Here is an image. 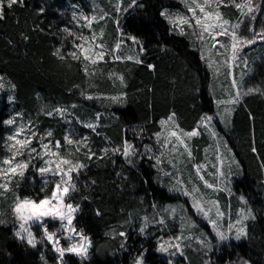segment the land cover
<instances>
[{
    "label": "snow or ice",
    "instance_id": "snow-or-ice-1",
    "mask_svg": "<svg viewBox=\"0 0 264 264\" xmlns=\"http://www.w3.org/2000/svg\"><path fill=\"white\" fill-rule=\"evenodd\" d=\"M179 3L182 10L162 6L158 13L168 25L169 33L181 37L195 36V44L190 46L199 61L212 74V81H218L221 75L225 77L218 86L212 81L209 82L208 90L214 98L215 111L202 113L191 128H184L178 113L172 110L155 121L157 130L149 135L152 142H143L149 125L145 121L125 127V135L119 143H114L105 135V146L94 151L90 137L79 136L74 129H70L62 139H55L53 129L47 128L41 132L39 123L31 119L25 122L22 112H16L0 122L4 127L12 128L3 138L5 154L0 157V201L8 202V211H0V228L10 229V238L25 249L38 251L40 264H49L48 251L55 257L54 264H68L66 256L70 255L81 260L90 259L93 241L83 227H78V217L82 212L83 202H91L92 199L86 194L87 189L95 186L97 180L81 183L79 178L89 167L85 160L91 162L95 159L102 162L117 155L125 161L128 168L138 167L137 160L147 159L153 162L155 182L166 187L175 196L188 198L195 215L207 222L209 230L202 229L196 219L186 213L184 205L179 203L162 205L152 202L149 205L151 215L147 209L144 210V214L138 217L137 234L145 240L155 235V251L168 257L167 264H176L177 256L186 261V264H192L189 251L200 257V264H252L251 260L238 251L235 256L223 255L225 248L229 252L233 250V241L238 245L254 238L252 226L258 219V213L249 205L247 197L239 194L236 198L241 207L233 219L230 200L236 194L231 185L233 177L243 175V169L217 130L215 122L230 128L235 112L241 106L246 107L247 98H264V82L248 84L256 74V67L255 60L251 62L252 66L249 65L244 53L246 48H252L258 42L264 44V23L259 28L256 27L257 16L264 10V0H179ZM109 5L111 13L93 0L91 14H88L79 4L71 3L68 23L58 26L57 21H52L45 27L40 22L32 28V31L50 35L58 41V44L53 45L50 55L61 64L67 65L69 70L76 64L89 88L98 87L93 78L98 74L105 75L106 70L102 65L109 62L145 64L143 55L147 50L136 36L126 38L137 45L136 53L124 54L122 51L125 33L120 25L121 13L143 9L145 4L140 0H115L113 4L109 0ZM25 6V0H0V21L7 19L9 13L14 14L17 8L24 9ZM227 8L235 9L238 14L235 22L226 17L223 10ZM46 11V6L42 5L36 14L43 17ZM66 14L67 11L59 12L61 18ZM109 19L119 34V39L112 45L105 42V28L101 27L97 32L94 27ZM22 39L28 41L31 37L22 34ZM161 51L168 52L170 49L165 45L161 47ZM260 59L264 62V57ZM240 64H243V68L237 78L236 70ZM146 67L152 71L156 68L151 63ZM106 74L114 86L119 81L120 91L94 96L86 94L79 84L73 87L81 89V95L88 100L99 99L108 101L109 104L126 103L128 84L125 75L112 71H107ZM4 82L5 76L0 74V89L5 87ZM217 87L220 90L219 96ZM10 88L14 92L17 86L11 83ZM192 89L199 92L196 85ZM8 101L10 104L14 103L15 96L9 95ZM71 108L74 110L77 105L73 104ZM41 114L49 119L59 117L71 122L67 120L69 114L65 107H42L38 116ZM248 115L251 120H255L250 111ZM100 118L101 114L96 113L94 119L85 122L79 116H73L82 127L97 135L100 134ZM109 119L119 118L112 114ZM129 130L134 140L128 139ZM205 136L211 141L204 148L205 162L191 163L195 157L190 142ZM210 150L213 154L212 160L208 157ZM250 151L259 157V168L264 176V156L259 155L254 130ZM185 161L191 167L187 179L183 174V168L188 167ZM111 163L115 165L116 160L111 159ZM209 167L211 171H208ZM206 174L212 177L211 182ZM115 176L119 180H129L123 170L117 171ZM260 183L264 185V178ZM118 187L123 193L124 185L119 184ZM220 193H225L229 200L223 207L219 199ZM77 195L79 201L76 200ZM143 202L141 199L140 203ZM94 212L97 217L104 215L99 207ZM121 213L128 219L121 224V230H112L110 239L115 241L119 238L116 247L126 251L129 237L123 228L125 225H132L135 218L123 209ZM177 218L179 233L173 231L177 227ZM150 229H155L156 232H150ZM217 253L220 255L214 259ZM6 254L12 255L11 252ZM147 254L148 249L141 245L131 264H147Z\"/></svg>",
    "mask_w": 264,
    "mask_h": 264
},
{
    "label": "trees",
    "instance_id": "trees-1",
    "mask_svg": "<svg viewBox=\"0 0 264 264\" xmlns=\"http://www.w3.org/2000/svg\"><path fill=\"white\" fill-rule=\"evenodd\" d=\"M92 2L93 0H25L24 9L17 8L14 14L9 13L7 19L0 21V74L5 76V87L0 89V122L16 112H22L26 119L39 123L41 132L51 128L54 131V138L62 139L70 129H74L79 136L90 137L93 150L98 151L105 146V135L114 143H119L125 135L123 131L125 127L142 124L145 121H148L149 125L143 142H152L149 135L157 130L155 121L169 111L175 110L178 113L181 125L186 129L191 128L202 113L215 111L214 98L208 90L212 74L204 63L199 61L193 47L190 46L195 44L196 38L191 35L181 37L170 34L168 25L158 15L162 6L172 10H182L179 0H140L145 4V8L120 14V25L125 33L122 51L124 54L136 53L137 45L126 39L127 36H136L139 43L147 50L143 55L145 64L109 62L101 66L106 72L125 75L128 84L126 103L109 104L108 101L99 99H85L81 95V89H76L73 85L79 84L86 94L95 96L120 91L119 81H116L114 86L105 72V75L98 74L93 78L98 87L89 88L76 64H73L69 70L67 65L61 64L50 55L53 45L58 44V41L50 35L34 32L32 28L40 22L47 27L52 21H57L58 26H63L70 19L71 3H80L83 10L89 13ZM94 3L111 13L109 0H94ZM112 3L114 4L115 0H112ZM42 5L46 6L47 11L43 17H40L37 16L36 11ZM64 11H67V14L61 18L59 12ZM223 11L226 17L236 20L238 14L235 9L227 8ZM262 15L264 10L257 16L256 26L262 24L260 22ZM94 27L97 32L101 27L105 28V42L108 45L114 44L119 39L115 25L110 19ZM85 33L87 34L86 29ZM22 34L31 39L23 40ZM165 45L170 51H161V47ZM250 50L249 62L256 60L259 55L264 57L262 47L256 51L253 46ZM148 63L156 66L155 71L146 67ZM255 65L256 74L248 81L249 85L264 82V62H257ZM11 83L17 86L14 92L11 91ZM193 85L199 88V92L193 91ZM9 95L15 96L14 103H9ZM73 104L77 105L74 110L71 108ZM245 104L246 107L241 106L235 112L233 125L230 128H226L218 121L215 123L220 135L232 149L243 169V175L235 176L232 180L231 186L236 194L230 200L232 208L241 206L236 197L244 194L249 205L256 209L258 219L252 226L254 238L240 242L238 245L232 242L233 250L229 252L225 248L223 255L235 256L238 251L251 260L252 264H264V185L260 183L264 176L261 175L259 168V157L254 156L250 151L254 130L259 155L264 156V98L249 97ZM55 106L67 109L69 114L67 120L71 121L70 123L59 117L49 119L42 114L38 116L42 107L51 109ZM249 111L255 117L254 121L249 118ZM96 113L101 114L99 135L82 127L73 119V116H79L87 122L94 119ZM112 114L119 119H109ZM11 130V127L6 128L0 123V157L5 154L2 147L3 138ZM127 136L129 140H134L130 130ZM209 143L211 141L206 136L193 141L192 148L198 158ZM111 159L116 160L115 165L111 163ZM85 163L89 164V167L80 176V182L95 179L97 184L87 189L86 194L92 199L91 202H83L82 212L78 217V227L85 229L86 234L93 241V248L90 250V259L87 260L66 256L68 264H131L141 245L148 249L147 264H167V259L155 251V235L147 240L138 236L136 231L139 226L138 217L144 214L145 209L151 215L152 210L149 205L152 202L162 205L176 204L184 201L182 196L169 193L166 187L155 182L156 172L152 167L153 162L147 159L137 160L136 168H128L119 155L102 162L94 159L91 162L85 160ZM188 169L191 171L190 165ZM121 170L129 177L128 181L119 180L115 176V173ZM119 184L124 185L123 193L118 187ZM141 199L144 201L143 204L140 203ZM76 200L79 201L78 195ZM221 200L223 206L229 203L224 196ZM97 207L104 212L103 216L95 215L94 209ZM121 209L125 213L130 212L135 218L132 225H125L123 228L128 232L129 237L126 251L116 247L119 238L115 241L110 239L112 230H121V224L128 219L126 215H122ZM0 211H8V202L0 201ZM9 219H11L10 214ZM149 231L156 232L155 229ZM7 252H11L12 255H7ZM219 255L220 253H217L213 258L216 259ZM188 256L192 264H200V257L196 253L189 251ZM47 257L49 264H54L55 257L51 251L47 252ZM176 263L186 264V261L180 257ZM0 264H40L39 254L38 251L25 249L12 240L10 229L0 228Z\"/></svg>",
    "mask_w": 264,
    "mask_h": 264
},
{
    "label": "rangeland",
    "instance_id": "rangeland-1",
    "mask_svg": "<svg viewBox=\"0 0 264 264\" xmlns=\"http://www.w3.org/2000/svg\"><path fill=\"white\" fill-rule=\"evenodd\" d=\"M77 4L80 5V3H77ZM91 9H92V4H91V6H90V12H89L88 14H91ZM261 19H262V20H260V22L263 23L264 15H262ZM233 22H235V21H233ZM256 27L259 28L260 26H256ZM194 37H195V36H194ZM261 47H262L263 50H264V44L258 42V43L255 45V49H256V51H257L259 48H261ZM246 49H248V48H246ZM246 49H245V50H246ZM245 50H244V53L247 55V58H248V56H249L251 50H250V48H249L247 51H245ZM249 50H250V51H249ZM263 53H264V52H263ZM206 54H207V53H206ZM261 57H262V55H259V56H258V58L255 60V64H256L257 62H261V59H260ZM252 61H253V60H252ZM252 61L249 62V65H250V66H252V64H251ZM255 66H256V65H255ZM241 68H243V64H240L239 67H238L237 70H236V72H237V78H239V72H240V69H241ZM224 80H225V77H224L223 75H221L220 78H219V80H218V81H214V82H215V84L218 86V85H219L221 82H223ZM225 87H227L226 84H225ZM217 95H218V96L220 95L219 87H217ZM26 121H27V119L25 118V122H26ZM18 122H19V121H18ZM11 131H12V130H11ZM192 143H193V141L190 142V147H192ZM181 151H182V149H181ZM193 152H194V151H193ZM194 157H195V159H194L191 163H196V162L204 163V162H205V153H204V149L201 151V155H200L199 158L195 155V153H194ZM208 157H209L210 160L213 159V154H212L211 150H210L209 153H208ZM185 163L188 164V166L190 165V163L187 162V161H185ZM208 171H211V168H210V167H209ZM189 172H190V170L188 169V167L183 168V174H184V178H185V179H187ZM193 175H194V173H193ZM206 178H207L210 182L212 181V177L209 176V175H207V174H206ZM223 196L228 200V198H227V196H226L225 193H220V194H219V199H220V201H221V205H222V207H223V202H222L221 198H223ZM182 198H183L184 201H183V202H181V201L176 202V204H178V203H179V204H183L184 207H185L186 213L189 214V215H191V216H193V218H195L196 221L200 224V226H201L202 229H204V230H209V228H208V226H207V222L204 221V220L202 219V217L195 215V213H194L193 210L191 209V201L188 200V198H186V197H183V196H182ZM230 204H231V202H230ZM173 205H175V204H173ZM240 207H241V206H240ZM240 207H238V208H236V209H233V208H232V205H231V212H232L233 219L235 218V213H236V211H237ZM175 223L177 224V227H176L173 231H174L175 233H179V227H178V225H179V219H178V218H177V220L175 221ZM169 234H170V233H169ZM233 242H235V241H233ZM161 256H162V255H161ZM162 257H163L164 259H168V257H166V256H162ZM179 258H180L179 256H177V257L175 258L176 262L178 261ZM179 264H183V263H179Z\"/></svg>",
    "mask_w": 264,
    "mask_h": 264
},
{
    "label": "flooded vegetation",
    "instance_id": "flooded-vegetation-1",
    "mask_svg": "<svg viewBox=\"0 0 264 264\" xmlns=\"http://www.w3.org/2000/svg\"><path fill=\"white\" fill-rule=\"evenodd\" d=\"M176 264H179V263H176Z\"/></svg>",
    "mask_w": 264,
    "mask_h": 264
}]
</instances>
